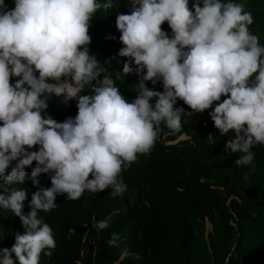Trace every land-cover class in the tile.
<instances>
[{
  "label": "clouds",
  "instance_id": "1",
  "mask_svg": "<svg viewBox=\"0 0 264 264\" xmlns=\"http://www.w3.org/2000/svg\"><path fill=\"white\" fill-rule=\"evenodd\" d=\"M129 3L130 14L118 12L115 26L123 45L118 55L127 58L123 75L139 77L131 102L89 48L92 20L114 0H14L12 8L0 0V208L25 229L10 249H0V264L51 257L54 231L39 213L55 209L58 195L75 201L111 189L112 197L122 196V173L151 153L164 128L179 131L185 116L208 110L221 136L235 134L225 147L240 154L236 165L256 168L253 149L264 145V44L250 27L253 13L236 0ZM148 82L162 83L163 91ZM53 97L76 101V116L53 118L47 111ZM178 100L191 111L176 107ZM29 167L37 190L25 214L28 193L16 185ZM41 174L51 187L41 186ZM92 219L98 230L110 226L111 217ZM8 220L1 215L0 226ZM120 241L114 232L108 244ZM126 256L140 258L125 248L115 264Z\"/></svg>",
  "mask_w": 264,
  "mask_h": 264
},
{
  "label": "trees",
  "instance_id": "2",
  "mask_svg": "<svg viewBox=\"0 0 264 264\" xmlns=\"http://www.w3.org/2000/svg\"><path fill=\"white\" fill-rule=\"evenodd\" d=\"M236 2L244 3L253 13L255 22L250 27L264 44V0ZM5 3L14 7V0ZM114 4L107 12L98 11L92 20L89 48L131 102L137 95L134 87L139 77L135 72L123 75L127 58L118 55L123 45L115 26L118 12L130 14V3L114 0ZM162 28L171 34L167 22ZM147 86L163 91L162 83L154 86L148 82ZM75 103L53 97L47 111L63 122L76 116ZM176 107L191 111L183 101L178 100ZM182 124L175 132L164 128L151 153L140 155L122 173L127 184L122 196L112 197L111 189L85 192L75 201L67 200L66 194L58 195L55 209L40 212L57 243L51 257L41 255L40 264H115L125 248L140 258L126 256L120 264H264V145L253 149L255 170L241 168L235 163L240 154L225 147L235 134L221 136L208 110L183 117ZM183 136L189 139L169 144ZM32 167L26 169L25 182L16 185L28 193L25 214L37 190L31 179ZM38 179L41 186L51 187L48 174ZM1 215L7 216L9 223L0 226V249H10L15 235L24 234L25 229L11 210L0 208ZM93 216L97 221L111 217L110 226L96 229ZM207 222L212 226L208 234ZM114 232L121 237L119 247L108 244Z\"/></svg>",
  "mask_w": 264,
  "mask_h": 264
},
{
  "label": "rangeland",
  "instance_id": "3",
  "mask_svg": "<svg viewBox=\"0 0 264 264\" xmlns=\"http://www.w3.org/2000/svg\"><path fill=\"white\" fill-rule=\"evenodd\" d=\"M183 140H186V138L182 137L179 141H183ZM211 230H212V228H211L210 224L207 223V234L210 233Z\"/></svg>",
  "mask_w": 264,
  "mask_h": 264
}]
</instances>
